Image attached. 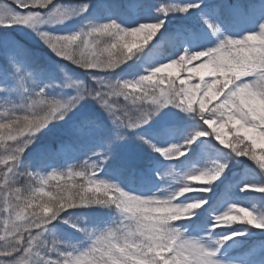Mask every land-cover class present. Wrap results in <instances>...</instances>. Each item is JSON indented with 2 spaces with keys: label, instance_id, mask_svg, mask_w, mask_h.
<instances>
[{
  "label": "rangeland",
  "instance_id": "rangeland-1",
  "mask_svg": "<svg viewBox=\"0 0 264 264\" xmlns=\"http://www.w3.org/2000/svg\"><path fill=\"white\" fill-rule=\"evenodd\" d=\"M2 2L16 7L13 0H2ZM54 2L67 6L89 4L88 11L82 16L74 17L63 24L42 26L44 30L54 34L77 32L81 27L92 23L95 18L116 20L124 27L136 26L140 21L151 23L152 20L158 18L164 19L163 28L158 30L156 36L147 43L143 41L144 33H136L127 38L126 43L133 46V52L144 47L143 51L137 52L127 63L122 64L121 67L112 72L105 73L92 70L97 72L94 75L112 81L136 80L142 75L150 74V70L157 66V62L166 61L177 54H184L185 49L188 50V54H191L201 48L215 46L218 43V36L221 37L222 35L240 38L256 30L264 21V0H127V5H133L129 7L130 10L121 7L123 0H54ZM99 2L101 3L100 7L94 10L93 8ZM172 3L180 5L198 3L200 7L191 9L187 13L174 12L167 16H163L157 11L162 4ZM202 17H206L218 25L220 33L214 36L204 24ZM163 46L170 47L165 57L162 55L154 56L151 51ZM13 57L25 72L32 73V79L38 84H53L52 87L45 89V94L49 99H67L75 95L74 89L59 86L63 81L65 72L75 79L91 83L89 75L85 73L84 69L56 56L33 30L20 26H0V88L4 89L0 91V112L4 110L5 104L9 101L20 104L22 103V95L26 97L31 94V91L21 93L19 90L11 63ZM25 57H27V61ZM204 60L203 57L193 60L188 64V67L197 69L201 73L206 72L208 69L198 67ZM61 69L64 71L62 72ZM169 74H173L172 78L175 79L177 85H179L180 79H187L189 75L187 68L173 66L163 73H157L154 81L158 82L159 79L163 78L165 83L161 87L166 88ZM205 79L210 80L211 77L206 76ZM188 82L190 84L199 82V77L195 72ZM29 87L31 88V85ZM137 94H141L139 90ZM220 99L213 100L208 107L215 106L220 102ZM198 100L199 96L197 97ZM121 102H123V98H121ZM194 106L198 108V102ZM130 107L135 111L137 106ZM16 114L22 116L24 113H22V109H17ZM84 121H93L94 127L82 130L81 124ZM193 122H196L202 130L204 127H208L194 112H186L173 105H168L155 111L149 122L140 127L135 129L117 128L101 105L88 97L69 112L64 120L54 121L46 129L37 133L35 143L26 147L25 152L21 155L20 168L17 171L22 169L24 173L33 172L35 174L38 172L41 174L50 167L51 161L59 155H66L68 150L77 153L69 141L72 139L74 144L99 148L96 153L108 148L107 150L113 153L108 158L112 160L113 165L108 168L109 170L107 169L109 171L107 174L111 178H119L122 175L120 171H111V169L124 166H131L135 169L137 164L145 169L143 172L136 173L139 180L156 177L157 171L161 173L159 182L146 192V196H149L153 193L159 194L169 191L177 185L179 180L192 171L211 168L215 163H225L227 167L211 185L204 186L205 183L191 182L194 188L209 189L208 191L188 194V196L203 197L206 203L197 210V214L191 219L179 221L178 224L185 230L187 238L199 239L206 247L211 244L209 249L216 251L215 259L220 264H264V228H256L241 221H234L230 226L217 227L215 231L210 230L214 217L222 214L230 205L236 204L232 202V194L234 193L248 195V192L252 191L256 207L253 209L247 204H236L237 208L247 207L258 219L264 220V192L251 187L245 189V185L249 184H254L257 187L264 186V169H261L257 161H253L247 156H237L230 153L228 149L219 145L215 138L208 136L195 138L190 145L186 142L194 136L182 138L177 146H183L186 155L179 158L153 156L159 150L167 149L169 143L179 139L180 130L184 124ZM117 134L121 137L120 139H117ZM153 140L158 145L153 144L151 142ZM245 143L251 146V141H245ZM4 144L13 145L14 142L5 140ZM257 147L264 150V139L257 137ZM208 149L209 151H207ZM3 151L4 149H0V153ZM86 153L89 157L93 155L88 150ZM46 155H51V158H46ZM151 155L152 160L148 157ZM183 157L190 159L193 157L195 161L192 164H186L182 162ZM100 160L99 158L94 161L99 163ZM0 169L6 171L3 165H0ZM243 183L244 186L238 188V185H243ZM3 184L4 180L0 185ZM7 194L6 190L4 195ZM143 195L145 196V194ZM183 199L184 197L181 198V200ZM2 203L3 201H0V204ZM209 205L211 206L209 207ZM4 215L6 216L7 213L5 212ZM117 216L116 211L113 215H106L104 212L95 209L87 212L77 210L67 213L59 225H49V228L56 238L64 242L58 246L61 249L66 245H75L77 248L83 249L89 243L85 239L84 232L72 227L71 223H65V219L76 222L87 229L99 230L111 224ZM234 232L242 234L227 240L222 246L216 245V240ZM167 255L169 254L166 253V258ZM53 258L55 257L53 256Z\"/></svg>",
  "mask_w": 264,
  "mask_h": 264
},
{
  "label": "snow or ice",
  "instance_id": "snow-or-ice-1",
  "mask_svg": "<svg viewBox=\"0 0 264 264\" xmlns=\"http://www.w3.org/2000/svg\"><path fill=\"white\" fill-rule=\"evenodd\" d=\"M13 3L16 7L0 0V26H20L33 30L56 56L63 60L70 61L79 68L84 69L85 73L89 75L91 83H85L83 80L75 79L65 72L63 81L59 86L74 89L75 95L67 99H49L45 94V89L52 87L53 84H38L32 79V73L25 72L21 65L16 62L15 57L12 58L11 63L14 74L16 75L19 90L21 93H28L31 91V94L26 97L22 95V103L20 104H14L9 101L5 104L4 110L0 112V124H4L5 127L12 128L14 124L19 123V120H10L9 117H23L26 121L25 126L20 132L14 133L12 136L6 137L4 140L0 141V143L3 144L5 140L13 141V145H15L10 152L0 157V165L6 168V171L0 172V177L4 180V184L0 185V201H3V203L0 204V215H3L5 212L7 213L2 222H0V228H2L0 241H3V243L0 244V264H77L85 248H89L90 245L93 248L95 247L93 241L98 235L97 231L93 230L90 232L86 227H82L80 224L68 219H65L64 222L71 223L72 227L87 234L89 243L87 247L83 249L77 247L70 248L67 246L61 249L58 247L61 244L56 243L58 238L52 233L49 225H51L53 221L61 218L62 213L66 212L68 209H73L71 205H65L62 200L55 206H43L38 213L39 219H33L31 211H27L33 208V201L36 200L37 194L43 192V184H46L49 178H59L56 175L57 170H52L51 177L41 176L38 172L35 174H33V172L24 173L28 177L36 180L37 184L33 187L31 194L23 197V199L20 196L19 188H16L14 192L11 191L12 185L15 183V177L18 175L17 169L20 168L21 155H17V152H22V149L19 148V145L22 141L30 142L29 137L32 136L35 131L33 125H38L41 130L46 129L52 122L61 121V117L65 119L68 113L75 109L85 98L90 97L96 100L109 114L110 119L117 128L127 127L131 129L148 123L152 114L158 111L159 108L173 105L176 108L189 112L192 111L194 104L198 102L199 118L203 124L208 127L196 131L194 137H206L203 133L208 132L209 128H211V133L215 136V140L219 141V145H230V147L226 148L230 153L237 156L250 157L251 160L258 162L261 169H264V156L257 157L256 155L257 137L264 139V107L251 104L246 107H225L221 102L228 93L217 92L216 85L212 83V77L218 72L223 71L222 68L214 65L212 59V57L220 53L221 49L224 47L219 36L218 43L215 46L196 50L198 55L191 56L188 54V50L185 49V53H187L190 58L182 54H177L166 61L157 62V66L153 67L155 72L151 75H144L147 81L151 83L142 84L140 82H133V80L112 81L94 75L97 72L92 70L102 72L113 69L116 67L118 61L122 62L126 60L128 55L133 52V46L129 44L123 45L124 51L121 52L119 57L114 56L111 50L114 49L119 42L123 41L124 34L122 33L125 28L124 26L116 20L115 23H113V20L109 19L101 23L90 22L84 27H81L77 32L54 34L44 30L42 26L63 24L74 17L82 16L88 11L89 6H85L84 4L79 6L60 5L55 3L54 0H13ZM199 7L200 5L198 3H189L185 5L172 3L167 5L162 4L157 11L163 16H167L169 13L174 12L187 13L191 9ZM54 18H58L62 23H53L52 21ZM202 19L214 36L220 33L218 25H215L206 17H202ZM152 21L151 23L143 21L138 22L136 26H132L134 31L131 35L144 33V43L152 40V35H148V33L151 32L156 36L157 31L164 26V19L158 18ZM117 25H120L119 30ZM261 27L262 25L260 24L256 30L251 32L258 31ZM108 37H111L110 45L105 46L102 49V53L105 56L112 57V59L100 67L98 66L97 60L100 54L97 51V44L100 40ZM227 55V53H223L225 59H227ZM201 57L205 58V60L203 63L199 64L198 67L208 69V71L201 73L197 69L188 67L191 61ZM25 60L27 61V57H25ZM173 66L187 68L189 73L188 78L180 79L179 85H177L175 79L172 78L173 74H169L166 88L161 87V85L165 83L163 78L159 79L158 82L154 81V77L157 73H163L166 69ZM61 71L63 72L64 70L61 69ZM194 72L199 77V82L190 84L188 81L192 79V74ZM206 76L211 77V79H205ZM245 78L248 79V77ZM30 85L31 88L29 87ZM3 90V88H0V91ZM13 90L15 91V89ZM138 90L141 94H137ZM198 96L199 100L197 101ZM221 97L222 99H220ZM121 98H123V102H121ZM217 99H220V102L209 108L208 105L212 104V101ZM218 105L223 107V114L217 117L213 115V112L217 109ZM130 106H137L136 110L133 111ZM17 109H22V113L24 114L22 116L17 115ZM229 125L234 129V136L231 141L224 131ZM92 127H94L93 121H84L81 124L82 130ZM249 133H251V135H249ZM194 137L190 138L186 143L190 145L194 141ZM120 138L119 134H117V139ZM141 139H143V137H141ZM245 141H251V146L245 143ZM241 145L243 146L241 147ZM175 148L179 153H182V155H173V146L167 148V151H165V149L162 150L163 155L168 158H179L186 155L183 146H175ZM94 155L98 156L99 154L94 153ZM46 158H51V155H46ZM89 161H91V163H89ZM226 167L227 165L225 163H215L211 168L196 171L205 174L215 172L220 177ZM73 168V165H69L68 172L62 175H66L70 180L74 177H79L80 182L58 185L57 187L61 188V191L70 187H81L82 190H85L92 182H107L98 178L96 170L99 168V164L91 160V158L85 160L83 164L79 166L78 170L74 171ZM188 174H191V172ZM207 179L216 181L217 176L207 175ZM211 184L206 183L204 186ZM249 185L251 188L256 190L260 189V192H264V186L257 187L254 184ZM107 186L110 187L111 185L107 184ZM6 190L8 194L4 195ZM167 193L168 191L159 194L153 193L151 196L154 200H163ZM55 195V193L51 194L53 197H55ZM13 197L14 200L12 199ZM198 199L204 200L203 197L187 195L182 202L187 203ZM232 205L237 207L236 204ZM232 205H230L226 211H223V213H230L232 211ZM26 212L27 214H25ZM218 215L214 217V222L210 228L211 231H215L217 228L214 225ZM254 216L256 220H249V224L264 221L258 219L255 214ZM243 219H248L247 212L244 213ZM237 221L242 222V220ZM241 234L242 233L235 232V234L230 233L224 235L216 240L215 243L217 246H222L227 240ZM188 243L199 247L201 241L199 239L190 238ZM216 254L215 250L205 248L199 264H220V262L215 259ZM53 256L55 258H53Z\"/></svg>",
  "mask_w": 264,
  "mask_h": 264
},
{
  "label": "clouds",
  "instance_id": "clouds-1",
  "mask_svg": "<svg viewBox=\"0 0 264 264\" xmlns=\"http://www.w3.org/2000/svg\"><path fill=\"white\" fill-rule=\"evenodd\" d=\"M84 5L89 6L88 3H84ZM52 22L62 23L58 18H54ZM113 23H115V20H113ZM261 25L260 30L249 32L240 38L227 35L220 37L224 47L212 59L214 65L222 68L223 71L212 77V83L216 85L217 92L228 93L221 102L225 107H246L249 104L264 107V21L261 22ZM119 27L120 25H117L118 30ZM133 31L134 28L132 27L123 29L124 39L122 42L124 43L119 42L114 49H111L114 56L119 57L121 52L124 51L123 45L127 44L126 40ZM148 35L155 37V34L151 32ZM110 40L111 37H108L100 40L97 44V51L100 53L97 60L100 67L112 59V57L105 56L102 53V49L110 45ZM143 50L144 47L138 48L136 52L130 53L126 60L118 61L115 68L102 72L115 71L122 64L131 60L137 52ZM223 53L228 54L227 59L224 58ZM182 55L190 58L187 53ZM190 55L195 56L198 53L194 51ZM153 72H155L154 68L150 70L149 75ZM245 77H248V79H244ZM133 82L151 83L147 81L144 75L133 80ZM192 112L197 116L200 115L199 109L195 106H193ZM222 114L223 107L218 105L213 115L218 117ZM9 119L19 120V123L14 124L12 128L0 124V141L20 132L26 124L23 117H9ZM60 119L63 120L64 117ZM33 128L35 131L29 137L30 142L22 141L19 145L22 152H17V155H22L26 147L35 143L37 133L41 129L35 124ZM203 135L213 137L211 131L205 132ZM13 147L15 145L0 143V149H4L0 153V157L5 156ZM222 147L228 148L230 145H222ZM172 154L182 155L175 146H173ZM52 170L55 171L56 169L53 168ZM207 175H214L217 176V179L219 178L215 172L205 174L192 171L191 174H187L179 180L177 185L168 191L163 200H154L151 195H135L125 191L118 184L110 182L95 181L85 190H82L81 187H70L61 191V188L56 186L51 191L41 192L36 197L40 200V203L31 209V215L33 219H39L38 213L43 206H55L61 200L65 205H71L73 208L89 205L114 208L118 214L117 218L103 229L96 230L98 235L93 241L95 247L93 248L90 245L89 248H85L77 264H199L204 249L210 248L211 244L206 247L201 242L200 246L197 247L188 243L190 238L185 236V230L181 228L178 222L191 219L197 214V210L206 203V200L203 199L185 203L182 202L181 198L189 193L208 191L209 189L206 188H194L191 183L211 184L213 181L208 180ZM107 184L111 186L109 187ZM249 187L250 185H245V189ZM32 189L29 185L25 188V192L30 195ZM52 193L56 194L55 197L51 196ZM233 212L235 214H232ZM245 212L248 213V219H243ZM237 220H242V223L256 228H264V221L249 224V220H256L254 214L249 212L247 208H237L235 205H232L230 213L218 215L214 226H230ZM89 231L93 230L89 229ZM84 236L88 240L87 234L84 233ZM56 243L61 244L64 242L57 239ZM66 246L76 247L75 245ZM166 253L171 255H167L166 258Z\"/></svg>",
  "mask_w": 264,
  "mask_h": 264
},
{
  "label": "trees",
  "instance_id": "trees-1",
  "mask_svg": "<svg viewBox=\"0 0 264 264\" xmlns=\"http://www.w3.org/2000/svg\"><path fill=\"white\" fill-rule=\"evenodd\" d=\"M132 1V0H130ZM127 0H123V2H121V7H123L124 9H128L130 10L129 7H132L133 5H127ZM101 3L99 2L97 5H95V7L93 8L98 9ZM92 9V10H93ZM91 10V12H92ZM93 10V12H94ZM107 21V19L105 18H95L93 19L92 23H101V22H105ZM127 42V40H126ZM124 43V42H122ZM170 50L169 46H163V47H158L155 49V51H151L153 53L154 56L156 55H162L165 57V55L167 54V52ZM231 129V131H230ZM198 130H202L199 125L196 122L193 123H186L184 124V126L182 127V129L180 130V136L179 139L177 141H174L172 143L168 144V148L172 147V146H177L179 141L183 139L188 138V136H195L196 131ZM209 131H211V128H209ZM225 133L228 136V139L231 141L233 139L234 136V129H232V126H228V128H226ZM214 138V136H213ZM69 141L73 144L74 149L77 151V153H73L70 150L67 151V153H65L66 155H59V157L54 158L51 161V165L48 169H45L40 175L41 176H47V177H51L52 175V169L55 168L56 171V175L59 177L58 179H52L49 178L46 184H43V192H49L51 191L54 187L58 186V185H65V184H71L73 182H80V178L79 177H74L72 180H70L66 175H62L63 173H67L68 172V166L69 165H73L74 168L73 170H78L79 166L81 164H83V162L85 160H89V158H91V160H96V159H101L99 161V168L96 170L97 171V175L98 178L103 179L107 182L110 183H116L118 184L122 189H124L125 191L131 192L135 195H141L144 196L143 194H145L146 196V192L148 191V189H151L157 182H159L160 178H161V173H158V171L156 172V177H151V179H138L137 177V172H143L145 169H143L141 167L140 164L135 165V169H133L131 166H124V167H115L114 169H111V171H120L122 173V175H120L119 178H111L107 172H109L108 168H110L113 165V162L110 158L113 153L110 152V150L107 149H102L99 151V155H94V153H96L97 150H99V148L94 147V146H86V145H81V144H74L72 139H69ZM167 141V140H166ZM153 144L158 145V143L156 141H151ZM242 147V146H241ZM86 150L89 151V153H93L92 156L89 157V155L87 156L86 154ZM209 151V149L207 150ZM264 155V150L261 148L256 147V155L257 157H259L260 155ZM68 156V158H67ZM154 157H158V158H162L165 155H163V151L159 150L156 154L153 155ZM208 157L210 155H207ZM151 160H152V155L148 156ZM166 157V156H165ZM168 158V157H166ZM182 162L186 163V164H192L195 159L192 157L191 159L189 157H183L182 158ZM159 160V159H157ZM89 163H91V161H89ZM179 163V162H178ZM183 165V164H182ZM252 167V166H250ZM108 169V170H107ZM110 171V172H111ZM116 171V172H117ZM0 172H3L0 169ZM18 175L15 177V183L12 185V189L11 191L14 192V190L16 188L20 189V196L23 199V197H26L28 195V193L25 192V188L28 187L29 185H31V187L33 188L36 184L37 181L26 176L23 172L22 169H19L18 171ZM3 178L0 177V184L2 183ZM91 186V185H88ZM240 187L244 186L243 185H238ZM249 193V194H248ZM247 194L248 195H240V193H234L232 194V202L236 203V204H247L248 206H251V208H255L256 207V203L254 202V199L252 197L253 192L249 191ZM41 193H38L37 195L39 196ZM252 198V199H251ZM14 200V197L12 198ZM45 199H47V197H45ZM40 203L39 199H36L33 201V207H35L37 204ZM211 205H209L210 207ZM100 210L102 212H104L106 215H113V213H115L114 208H109V207H102V206H98V205H89V206H80V207H76L73 209H68L66 212L61 214V218L57 219L56 221H53L52 225L55 224H60V222L65 218L66 214L69 212H74L77 210H82V211H89V210ZM28 212L31 211V209L27 210ZM27 214V212L25 213ZM5 215H0V222H2V220L4 219ZM264 217V216H263ZM0 234H2V231H0ZM3 241H0V244H2Z\"/></svg>",
  "mask_w": 264,
  "mask_h": 264
}]
</instances>
